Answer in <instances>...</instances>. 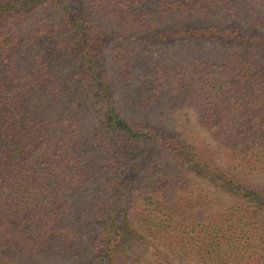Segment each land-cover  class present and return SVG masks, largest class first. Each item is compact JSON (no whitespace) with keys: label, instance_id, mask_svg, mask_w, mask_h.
Listing matches in <instances>:
<instances>
[{"label":"trees","instance_id":"16d2710c","mask_svg":"<svg viewBox=\"0 0 264 264\" xmlns=\"http://www.w3.org/2000/svg\"><path fill=\"white\" fill-rule=\"evenodd\" d=\"M48 263L264 264V0H0V264Z\"/></svg>","mask_w":264,"mask_h":264},{"label":"rangeland","instance_id":"374dc122","mask_svg":"<svg viewBox=\"0 0 264 264\" xmlns=\"http://www.w3.org/2000/svg\"><path fill=\"white\" fill-rule=\"evenodd\" d=\"M97 26L100 29L107 31L108 33L110 32L116 33V31H114L113 28L109 24H106V22L104 23L101 21H97ZM120 50H123V48L119 42L114 41V43L112 42V44L109 46L110 52H117ZM69 101L70 99H67L66 101L67 105ZM43 108H47V104H45ZM59 109H60L59 112L61 113L62 111L67 109V106L64 104H60ZM90 118H91V115L88 113L87 122L90 124H94V122L91 121ZM165 122H168L170 124V125L167 124L169 127L174 126L175 129L182 130L188 137L193 138L196 141L206 139L205 133L196 124L194 114L191 110L185 109V110L179 111L176 114L172 115L171 117L164 119V123ZM160 123H162V121ZM90 128L94 134L97 133L96 127L94 125H91ZM95 234H96V225L95 226L93 225L91 227V230L87 234H85V236L83 237V242L85 244L92 243L94 241ZM48 264H51V263H48Z\"/></svg>","mask_w":264,"mask_h":264}]
</instances>
